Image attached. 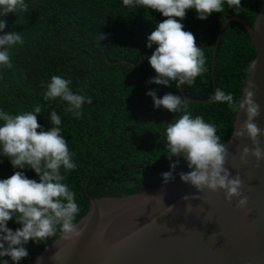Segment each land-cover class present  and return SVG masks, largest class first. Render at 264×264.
<instances>
[{
  "label": "trees",
  "instance_id": "trees-1",
  "mask_svg": "<svg viewBox=\"0 0 264 264\" xmlns=\"http://www.w3.org/2000/svg\"><path fill=\"white\" fill-rule=\"evenodd\" d=\"M263 0H241L239 14L227 8L213 13L208 20L196 19L194 10L187 12L183 23L191 31L206 58V71L194 84L184 85L187 96L208 99L213 94L211 59L217 29L230 16H241L251 25L258 16ZM28 9L20 18L9 14L5 32H21L23 45L10 49L12 68H0V108L12 115L42 106L38 123L47 130L50 114L55 110L62 119L63 135L74 153L78 167L61 174L76 194L80 212L75 223L89 210L90 199L105 196L121 197L165 185L161 173L169 171L166 158V128L173 114L154 109L146 92L156 89L158 96L180 94L176 82L171 87L149 85L155 76L146 55L155 49L146 47L147 36L155 24L165 17L144 7L128 8L122 0H26ZM17 20V24L14 22ZM99 32L107 39L99 41ZM256 56L254 45L243 27L231 21L223 28L215 54L216 90L231 93L234 104L189 103L193 116L200 115L214 124L220 142L225 144L233 131V122L245 86L248 69ZM53 75L71 79L73 92L92 99L81 109L79 118L65 111L66 103L43 99L45 87ZM181 95V94H180ZM0 163V178H8L13 168L7 158ZM37 179L31 169L24 170ZM188 171L183 160L174 173ZM88 180L85 191V183ZM10 228L19 225L10 221ZM62 234L27 245L34 260ZM7 259V258H4ZM11 264V262H10ZM21 264H28L25 259Z\"/></svg>",
  "mask_w": 264,
  "mask_h": 264
},
{
  "label": "clouds",
  "instance_id": "clouds-1",
  "mask_svg": "<svg viewBox=\"0 0 264 264\" xmlns=\"http://www.w3.org/2000/svg\"><path fill=\"white\" fill-rule=\"evenodd\" d=\"M128 8L144 7L160 13L164 19L155 24L154 30L147 36L146 47L151 55L146 59L155 72L147 83L176 87L194 84L196 78L206 71L204 51L196 36L185 30L183 23L189 10H194L196 19L206 21L213 13H222L227 8L239 14L241 0H122ZM26 0H0V68H12L10 49L23 45L21 32L8 31L5 19L9 14L20 18L26 12ZM17 20L14 25L17 24ZM99 41L107 39L99 32ZM71 79L53 75L47 83L43 95L45 101L61 100L66 103L65 111L79 118L81 109L92 99L82 93L73 92ZM146 95L151 98L154 109L163 108L169 113H182L172 119L166 128V158L169 171L161 173L164 184L175 179L174 173L183 160L188 171L178 175L184 183L199 191L207 188L213 192L224 190L229 201L238 197L239 206L247 204V197L240 191L242 182L237 175L233 177L225 167L227 150L214 124L205 122L200 115L193 116L189 111L188 100L180 94L168 92L158 96L156 89H150ZM248 92L247 98L236 107L245 110L249 117L244 123L247 134L258 143L261 129L253 122L259 115L260 106ZM214 102L234 104L231 93L217 89L212 97ZM42 106L37 104L31 111L12 115L0 108V163L7 158L13 168L8 178H0V264H21L29 256L27 245L48 240L61 231L65 239L80 235L75 219L80 212L76 194L63 182L64 172L75 170L74 153L70 151L67 138L62 134L61 116L53 110L47 130L38 123ZM248 152V148H244ZM257 158L262 157L261 149H255ZM25 169L35 172L37 179L29 178ZM12 221L19 225L12 230L8 227ZM7 258V259H4ZM36 264H41L38 259Z\"/></svg>",
  "mask_w": 264,
  "mask_h": 264
},
{
  "label": "water",
  "instance_id": "water-1",
  "mask_svg": "<svg viewBox=\"0 0 264 264\" xmlns=\"http://www.w3.org/2000/svg\"><path fill=\"white\" fill-rule=\"evenodd\" d=\"M237 21L247 31L256 51L240 102L252 92L260 106L253 122L261 129L256 138L247 134L249 114L237 110L233 131L224 144L225 167L239 176L242 196L229 201L224 190L199 191L181 179L157 188L121 197L91 198L88 212L76 222L80 235L65 239L62 233L28 264H264V0L253 25L230 16L218 27L211 59L213 94L190 102L210 103L216 91L215 54L223 28ZM248 152H244V148ZM88 180L85 183L87 189ZM10 228V227H9ZM15 230L14 228H11Z\"/></svg>",
  "mask_w": 264,
  "mask_h": 264
}]
</instances>
